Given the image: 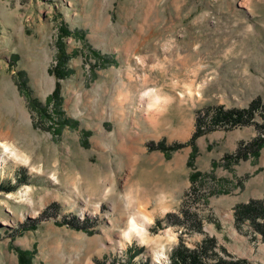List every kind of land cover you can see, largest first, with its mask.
<instances>
[{
  "label": "rangeland",
  "instance_id": "374dc122",
  "mask_svg": "<svg viewBox=\"0 0 264 264\" xmlns=\"http://www.w3.org/2000/svg\"><path fill=\"white\" fill-rule=\"evenodd\" d=\"M59 40L70 71L60 108L76 126L46 102ZM258 98L264 0H0V264H19L18 251L30 264H152L162 251L157 264H170L180 239L206 238L220 257L264 264L260 235L233 216L264 198V143L223 159L264 138L259 115L187 144L199 113ZM161 140L164 151L151 145ZM25 189L27 203L7 197ZM147 218L144 242L122 238Z\"/></svg>",
  "mask_w": 264,
  "mask_h": 264
},
{
  "label": "trees",
  "instance_id": "16d2710c",
  "mask_svg": "<svg viewBox=\"0 0 264 264\" xmlns=\"http://www.w3.org/2000/svg\"><path fill=\"white\" fill-rule=\"evenodd\" d=\"M62 35H67L70 31L67 28L60 29ZM58 43V42H57ZM59 50L56 54L57 65L51 71V73L55 77V86L52 93L46 98L47 103H53L54 106L59 108L58 110L55 107V111L59 115L58 117V125H69V126H76L77 122L68 118H65L61 112V87L59 79H64L70 73L69 69L66 68L67 66V59L68 56L65 52V47H63L61 41L59 40L58 43ZM94 54L96 52L93 51ZM25 88V85H22ZM30 103V102H29ZM56 104V105H55ZM36 109V106H35ZM37 111L41 110L43 112V108L36 109ZM200 114V113H199ZM197 115L195 118V130L188 140L187 144L192 145L194 140L201 136L203 133L213 129L217 126L227 127H236V126H243L247 124L254 123V118L256 115H259L261 122L255 123L254 125L261 130L264 131V102L261 99H255L249 103L246 108L242 109H229L223 110L222 108H216L210 114H205L204 116L207 117V129H203L205 125V118L204 116ZM264 133V132H263ZM264 143V138L260 135L253 138L248 143H239L235 152L232 154H227L224 156L223 159L227 161H237L238 159H245L248 154L253 155L256 157L258 155L259 149ZM154 149L165 150V146L163 141H159L156 144H151ZM180 145L183 144H175L170 147L171 150L179 148ZM150 147V145H149ZM193 153L189 155V160L187 163H190V159ZM198 177V174H191L190 179L191 181H195ZM169 215V214H167ZM234 223L237 227L238 225L248 222L249 226L252 228L254 233L260 235V239L264 242V198L263 199H252L249 200L247 203L238 204L234 208ZM193 221L195 218H191ZM88 223V220H86ZM215 247V240L213 238H206L198 243L194 248L187 247L182 239L179 240L177 246L174 248L173 253L171 255V263L170 264H251L245 259H226L220 257L218 254H214L212 250ZM29 258L26 257L25 252L18 251V260L19 264H30Z\"/></svg>",
  "mask_w": 264,
  "mask_h": 264
},
{
  "label": "bare ground",
  "instance_id": "6f19581e",
  "mask_svg": "<svg viewBox=\"0 0 264 264\" xmlns=\"http://www.w3.org/2000/svg\"><path fill=\"white\" fill-rule=\"evenodd\" d=\"M163 103L164 102H159V103L155 102V104H152L153 107H151V110L154 113L158 112L160 110L161 106L164 105ZM148 111H149V109L146 112L147 116L149 115ZM151 124H153L152 120H151ZM1 145H2V149L9 152V155H10L9 158H11L13 161L14 160L16 162L17 161H23V162L27 161L26 160L27 158L24 157L25 155H23L22 152L18 151L16 148L11 147L6 142L3 144L1 143ZM3 162H4V159L0 158V166ZM52 178H53V181L56 179V177H54L53 175H52ZM28 193H29V190L25 189L23 192L22 191L17 192V196L15 194H11L7 197H15V198H17V201H19V202L22 201V202L27 203L30 199ZM149 221H150V218L149 219L147 218L141 222H134L131 220L129 222V228L127 229V231L122 233V236H123L122 238H125L126 240L136 239L137 241H139L141 243L144 242L147 239L146 225L151 222V221L150 222ZM153 256H154V258L152 260V264H157V263L162 262L163 260H166V256L164 255V253L162 251L154 252Z\"/></svg>",
  "mask_w": 264,
  "mask_h": 264
}]
</instances>
